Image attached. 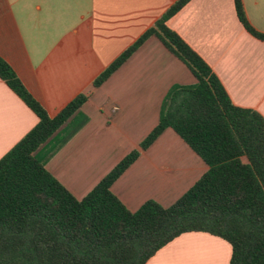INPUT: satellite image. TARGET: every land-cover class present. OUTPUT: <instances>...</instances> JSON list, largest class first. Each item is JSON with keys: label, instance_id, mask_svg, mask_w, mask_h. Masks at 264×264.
Here are the masks:
<instances>
[{"label": "crops", "instance_id": "1", "mask_svg": "<svg viewBox=\"0 0 264 264\" xmlns=\"http://www.w3.org/2000/svg\"><path fill=\"white\" fill-rule=\"evenodd\" d=\"M176 0H0V56L48 115L77 94L87 100L65 125L86 122L64 143L51 140L45 168L82 198L158 123L167 91L196 79L156 36L148 37L100 86L92 82ZM264 33V0H242ZM212 69L232 103L264 118V41L237 19L233 0H189L166 21ZM38 121L0 79V157ZM58 146L53 152V148ZM52 152V153H51ZM208 169L166 128L113 182L130 211L145 201L174 203ZM230 244L182 233L145 264H229Z\"/></svg>", "mask_w": 264, "mask_h": 264}, {"label": "trees", "instance_id": "2", "mask_svg": "<svg viewBox=\"0 0 264 264\" xmlns=\"http://www.w3.org/2000/svg\"><path fill=\"white\" fill-rule=\"evenodd\" d=\"M189 0H176L92 84L100 86L150 36L190 70L193 85L166 93L158 123L82 198L46 168L45 146L67 141L85 122L74 117L87 95L77 94L50 116L0 56V79L37 116V123L0 157V264H145L186 232H206L231 246L229 264H264V118L232 103L208 64L166 21ZM236 16L264 41L233 0ZM166 128L206 163V172L174 203L145 201L128 210L113 182ZM54 147L52 152L58 147ZM51 152V153H52Z\"/></svg>", "mask_w": 264, "mask_h": 264}]
</instances>
